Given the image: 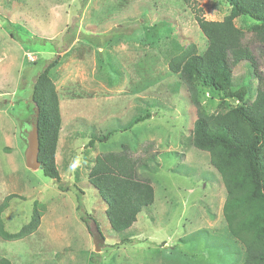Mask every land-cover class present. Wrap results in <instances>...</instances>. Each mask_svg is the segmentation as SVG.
Wrapping results in <instances>:
<instances>
[{"label":"rangeland","instance_id":"rangeland-1","mask_svg":"<svg viewBox=\"0 0 264 264\" xmlns=\"http://www.w3.org/2000/svg\"><path fill=\"white\" fill-rule=\"evenodd\" d=\"M195 1L210 21L229 10L221 0ZM249 22L234 23L246 29ZM245 35L264 73L260 47ZM191 42L199 53L207 44L183 0H0V203L5 201L9 232L28 222L33 211L39 215L33 233L0 239V257L12 264L242 262L244 249L223 221L220 177L208 154L191 143L195 108L179 76L167 68ZM56 56L49 77L59 98L55 161L62 189L40 168L26 167L20 135L21 124L34 116L32 81ZM139 99L161 106L122 131L143 103ZM200 99L208 111L216 109V96L201 90ZM109 131L106 141L86 146ZM122 144L134 157L150 144L157 158L145 171L153 203L128 229L116 232L85 177L95 154L119 151ZM93 222L104 237L98 252L91 241Z\"/></svg>","mask_w":264,"mask_h":264},{"label":"trees","instance_id":"trees-1","mask_svg":"<svg viewBox=\"0 0 264 264\" xmlns=\"http://www.w3.org/2000/svg\"><path fill=\"white\" fill-rule=\"evenodd\" d=\"M183 1L194 15L207 44L199 53L196 44L188 43L169 59L167 68L179 76L195 108L191 143L194 149L208 154L209 164L220 177L225 190L223 221L244 249L240 264H264V73L245 40L247 31L251 34L250 41L260 47L259 55L264 57V0H221L229 10L221 20L211 21L201 15L202 8L195 0ZM237 18L250 20L246 29L234 23ZM58 61V56L47 61L36 74L30 100L34 110L38 109L40 169L62 189L55 161L61 129L59 98L49 77ZM236 67L242 68L241 74L235 73ZM243 77L246 79L242 80ZM201 90L218 98L214 111H208L202 104ZM139 101L143 103L135 107L136 113L121 127L122 131L150 118L152 114L148 109L159 105L151 99ZM233 101L236 103L231 105ZM111 135L109 131L97 139H89L86 146L95 147V141H106ZM121 147L119 151L95 154L89 161L85 177L105 204V216L116 232L128 229L142 209L153 203L154 188L145 171L157 158L156 152H150V144L143 148V155L139 157L132 156L125 144ZM4 207L3 200L0 203V239H21L39 226L35 210L18 230L7 231ZM0 264L12 262L0 257Z\"/></svg>","mask_w":264,"mask_h":264},{"label":"water","instance_id":"water-1","mask_svg":"<svg viewBox=\"0 0 264 264\" xmlns=\"http://www.w3.org/2000/svg\"><path fill=\"white\" fill-rule=\"evenodd\" d=\"M37 118L38 109L34 110V120L25 121L20 126V135L25 140V151H24V161L27 168L31 170H36L40 168V161L38 159L39 154V141H38V129H37ZM94 251L98 252L100 250L101 244L104 242V237L101 234L98 227L95 226L92 231V240Z\"/></svg>","mask_w":264,"mask_h":264}]
</instances>
